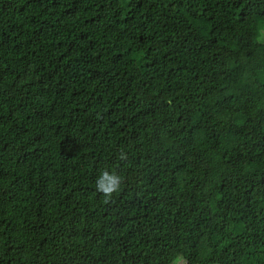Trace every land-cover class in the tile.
I'll list each match as a JSON object with an SVG mask.
<instances>
[{
	"label": "trees",
	"instance_id": "1",
	"mask_svg": "<svg viewBox=\"0 0 264 264\" xmlns=\"http://www.w3.org/2000/svg\"><path fill=\"white\" fill-rule=\"evenodd\" d=\"M263 33L264 0H0V264H264Z\"/></svg>",
	"mask_w": 264,
	"mask_h": 264
},
{
	"label": "clouds",
	"instance_id": "2",
	"mask_svg": "<svg viewBox=\"0 0 264 264\" xmlns=\"http://www.w3.org/2000/svg\"><path fill=\"white\" fill-rule=\"evenodd\" d=\"M122 183L123 177L118 172L104 168L96 177L95 187L97 192L102 193L106 199H110L120 191ZM173 264H181L180 258H175Z\"/></svg>",
	"mask_w": 264,
	"mask_h": 264
},
{
	"label": "rangeland",
	"instance_id": "3",
	"mask_svg": "<svg viewBox=\"0 0 264 264\" xmlns=\"http://www.w3.org/2000/svg\"><path fill=\"white\" fill-rule=\"evenodd\" d=\"M263 38H264V33H263ZM195 247H196V244L193 243L190 247V250L188 252V254L186 255V258L189 260V261H194L197 257V253H196V250H195ZM264 251V249H263ZM215 261L216 262H219L220 261V257L219 256H215Z\"/></svg>",
	"mask_w": 264,
	"mask_h": 264
}]
</instances>
